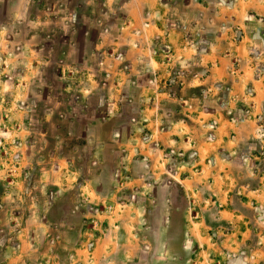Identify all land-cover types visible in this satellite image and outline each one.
<instances>
[{"label": "crops", "instance_id": "obj_1", "mask_svg": "<svg viewBox=\"0 0 264 264\" xmlns=\"http://www.w3.org/2000/svg\"><path fill=\"white\" fill-rule=\"evenodd\" d=\"M0 264H264V0H0Z\"/></svg>", "mask_w": 264, "mask_h": 264}]
</instances>
